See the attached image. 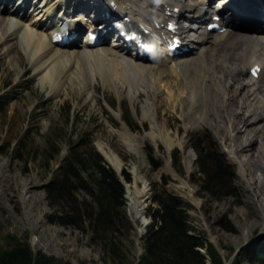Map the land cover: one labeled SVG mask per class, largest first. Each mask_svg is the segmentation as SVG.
Wrapping results in <instances>:
<instances>
[{
    "label": "rangeland",
    "instance_id": "rangeland-1",
    "mask_svg": "<svg viewBox=\"0 0 264 264\" xmlns=\"http://www.w3.org/2000/svg\"><path fill=\"white\" fill-rule=\"evenodd\" d=\"M3 16L14 22L25 19L19 14L10 15L9 8ZM11 31L13 38L7 45H0V95L8 100L0 113V173L3 179L0 181V252L12 243L26 241L34 252L53 259L56 264H140L146 255V235L153 224V217L147 215V211L151 208L154 212L159 206L155 197L166 192L182 200L192 232L205 239L206 247L213 244L226 264H232L244 251L252 254L264 249V212L252 200V193L241 178L240 166L229 158L222 139L227 128L231 130L229 134H233L227 141L234 148L248 138L238 137L223 119L217 124L220 116H224L222 100L224 96L228 99L231 93L222 92L219 98L210 97V94L206 97L203 87H199L201 91H194V88L197 90V71L203 74L196 65L189 63L188 67L174 71L162 61L154 65L153 76L147 73L136 83L132 82L137 86L143 83L136 95L134 90L131 93L118 83L115 89L109 87L98 71L87 74L85 65L82 66L85 73L78 66L58 67L56 82L46 81L45 70L40 68L38 58L36 61L33 57L22 33H18L20 30L16 33L11 28ZM158 74L160 80H155ZM89 81L86 91L83 86ZM192 91L195 94H191ZM197 98L201 100L196 116ZM124 99L135 119L133 129L121 120ZM206 99L208 104L204 103ZM239 99L244 102L243 97ZM108 101L115 102L116 106ZM233 112L243 114L235 105ZM230 118L235 119L231 114ZM204 128L211 130L219 140L223 160L230 166L226 167L231 175L230 186L226 182L212 181L213 193L204 189L206 177L199 170L197 155L189 140L190 133ZM126 130L134 136L130 144L139 149V153L128 149L122 134ZM165 131L175 140L171 150L160 139ZM84 133L89 134L87 138H91L96 150L97 143L111 147L122 160V171L130 174L131 181H128L123 172L116 171L125 187V205L118 210L124 211L129 221L120 215L116 224L97 226L98 205L85 189L75 193L79 201L76 205L70 192L66 191L61 197L49 194L47 187L68 154V142L77 141ZM255 133L257 128L250 132ZM236 156L244 163L250 178L263 179L264 169L257 175L251 173L250 154L238 152ZM104 158L109 164L106 156ZM154 163L159 164L157 169ZM133 165L140 166L142 180L138 185H143L144 181L149 185L141 213H135L132 207ZM110 166L114 171L117 169L113 164ZM19 182H24L25 188ZM254 186L261 194V183L258 181ZM26 189H32L33 193L27 194ZM258 201L263 209V198ZM243 211L248 215L245 221L240 218ZM253 222H257L255 227L248 229L247 224ZM206 247L199 250L206 263L211 264ZM243 254L240 263L251 264L246 253Z\"/></svg>",
    "mask_w": 264,
    "mask_h": 264
},
{
    "label": "bare ground",
    "instance_id": "bare-ground-1",
    "mask_svg": "<svg viewBox=\"0 0 264 264\" xmlns=\"http://www.w3.org/2000/svg\"><path fill=\"white\" fill-rule=\"evenodd\" d=\"M103 1L105 0L97 2V5L101 2L103 3ZM116 1L120 5L121 12L126 13L127 16L131 15L136 18L141 17L145 21H147L146 18L150 16L144 5H151L152 0ZM238 1L246 2V4L240 6L238 2H234V19L230 22L229 30L227 32L208 33L205 30L197 31L196 34H198V37L194 42L195 47L193 50L188 52L189 54L184 52L178 57L179 59H186L184 61H179L178 59L176 61V59H173L170 62L171 69L174 71L178 70V68H181L182 70L190 64L196 65V68H199L203 74H200V71H197V90L194 88V91H201L200 89L203 87L205 89L204 96L206 97L210 94V97L213 95L215 96L214 98H219V95L221 96L220 93H222L224 89L229 90L232 96L235 95L236 92H238L239 95H244L245 102L243 104L238 100V95L229 99L224 96L221 103L223 104L221 110L224 113V116H222V118L220 116L217 124L222 122L223 119L225 124H229V127H232L233 132H237L238 137L241 139H243V137L248 138L245 143L241 142L238 144L237 141L238 146L236 144L237 147L234 148L232 143H228L227 141V139L231 140V137L233 136V134H229L231 130L227 128L223 133L222 139L226 143L225 147L229 158L240 166L241 178L252 193V200L257 205V208H259L261 212H264V208L262 209L258 204L260 197L263 198L264 202V174L263 172L261 173L263 174V179L261 177L254 181V178L248 176L244 163L236 156L238 152L251 155V158L248 160L251 173H256L257 175L264 169V81L254 89L253 86H255V83L250 84L246 75L243 74V69L240 68V66L249 65L251 62L252 64L256 63L253 60L257 58V54H263L264 52V28L258 25L259 19L263 14L258 9V3L263 0ZM179 2L182 3V0ZM62 4L64 6L66 2L63 0H44L42 4L33 9V14L30 16L33 18V21L31 22L33 25L26 24L25 28H22L21 26L22 21L14 22L9 18L4 17L3 13L5 10L0 7V45H7V43L13 38L11 28L14 26L17 27L18 25L19 27H17L16 30L18 29L22 31V37L25 39L28 47L31 48L30 52L33 57H35L36 61L38 58L40 68L43 67V70H45L44 79H46V81L56 82L57 77L59 76L58 69H56L58 67L70 68V66H78L80 71L85 73V68H82V66L85 65L88 67L87 74L90 71H98L103 82L109 85V87L115 89V85L118 83V85L128 88L131 93L132 90H134L133 93L135 95L138 94L140 92L139 87H141L143 83L138 86L135 85V83L140 77L142 78L147 73L150 75L152 74L153 76L155 73L153 62L145 61L143 57L137 59L131 58L127 52L107 46H100L91 49L85 47L81 42L74 43L70 47L65 48H59L52 45L50 41L51 37H49L50 28L46 21L53 10H51V8L56 5L60 7ZM103 5L100 4L99 7ZM63 6H61L62 9ZM182 6H185L184 10L186 12L183 13L182 16H189L190 18L195 19L199 17L200 8L203 6V2L201 0H191L188 4H182ZM251 6H253L252 9L249 8ZM24 9L25 8L21 6V10ZM154 14L156 16L159 15L156 10ZM235 20H240L241 25H236ZM25 21L27 22L28 19H25ZM188 27L189 30H192L190 26ZM188 27L182 28V31L186 33ZM237 28L240 29L239 32L236 31ZM230 29L235 31H230ZM245 30H251L253 33L246 35L244 34ZM165 62L168 63V61ZM262 77H264V75ZM240 78L243 79V82H241ZM154 79L160 80V74H158L157 77H154ZM90 81L83 86L86 91H88ZM143 89H146V87L144 86ZM194 91H192L191 94H195ZM207 99L204 100V103ZM200 100L201 99L197 98L195 101L196 116L200 110ZM234 105L247 111V114H234ZM230 114L235 117L234 121H232L231 118L229 119ZM255 128H257V133L250 134ZM122 134L128 149L139 153V149L134 148L130 144L134 136H132L128 130L122 132ZM152 136L155 137V135ZM160 139L169 150L175 145V140L168 131H165V134L160 137ZM97 144L98 149L104 154V156H106L108 161H110L115 167L121 168L122 160L119 155L111 147L103 143ZM236 149H238V151ZM187 165L188 168L191 167L190 163ZM131 172L135 178L132 183L133 185L130 184V186H133L135 189V193L133 195L131 194L132 196L130 195L131 199H133L132 207L135 213H141L140 208H144L145 206V198L149 193V185L147 181H144L143 185H138V182L142 180V177L137 165L132 166ZM1 179L2 176L0 173V181ZM258 181L261 183L260 191L262 192L259 194V199L258 192L254 186ZM20 185L24 188L26 186L24 182H21ZM28 193L32 194L33 190H27V194ZM145 218L149 220L148 217L145 216ZM240 218L243 221L247 220V213L243 211ZM256 223L257 222L247 224L249 226L248 229L254 228Z\"/></svg>",
    "mask_w": 264,
    "mask_h": 264
},
{
    "label": "trees",
    "instance_id": "trees-1",
    "mask_svg": "<svg viewBox=\"0 0 264 264\" xmlns=\"http://www.w3.org/2000/svg\"><path fill=\"white\" fill-rule=\"evenodd\" d=\"M4 99H6L4 96H0V113L8 105V100ZM88 135L84 133L77 141L68 142V154L57 168L55 172L57 175L50 181L47 190L50 195L60 197L66 191L70 192L74 195L73 198L75 197L76 205L79 201L75 193L78 194V190L85 189L98 205L95 218L97 226L104 223L116 224V218L120 215L127 217L124 211L118 210L125 205V187L116 171L92 146V140L87 138ZM190 138L198 155L199 170L206 177L204 189L213 193L214 186L211 188V183L214 181L226 182L227 186H230L231 175H228L226 170V167L230 166L223 160L218 142L211 133L204 130L192 134ZM19 158L23 159V156ZM149 159L154 162L151 157ZM154 167L157 169L159 164L154 163ZM123 174L126 180L131 181L126 170ZM221 185L223 184H219ZM155 198L159 206L154 212H151V208L147 211V215L153 217V224L146 235V255L140 264H207L205 256L199 250L206 247V241L192 232V227L187 223L188 216L182 208V200L167 192ZM70 220H73V216ZM126 220L129 221L128 217ZM206 251L211 258V264H226L213 244H208ZM243 253H246L251 264H264V249L252 254L247 251ZM240 255L232 264H241ZM0 264H56V262L34 252L28 242L17 241L0 252Z\"/></svg>",
    "mask_w": 264,
    "mask_h": 264
},
{
    "label": "water",
    "instance_id": "water-1",
    "mask_svg": "<svg viewBox=\"0 0 264 264\" xmlns=\"http://www.w3.org/2000/svg\"><path fill=\"white\" fill-rule=\"evenodd\" d=\"M109 164L112 165L111 162H109ZM122 164H123V163H122ZM112 167H113V166H112ZM137 167H138V169L140 170V166H137ZM116 168H117V167H116ZM117 170H118V171H117ZM122 170H123V167H122V166H121V168L118 167L117 169H115V171H117L118 173H119V172L121 173ZM228 264H230V263H228Z\"/></svg>",
    "mask_w": 264,
    "mask_h": 264
}]
</instances>
